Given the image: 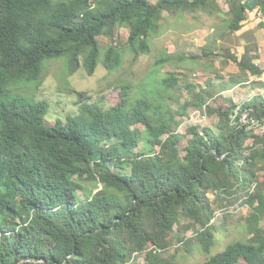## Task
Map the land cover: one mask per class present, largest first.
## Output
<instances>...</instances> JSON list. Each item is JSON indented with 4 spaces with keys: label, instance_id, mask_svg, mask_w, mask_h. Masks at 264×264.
<instances>
[{
    "label": "trees",
    "instance_id": "trees-1",
    "mask_svg": "<svg viewBox=\"0 0 264 264\" xmlns=\"http://www.w3.org/2000/svg\"><path fill=\"white\" fill-rule=\"evenodd\" d=\"M256 10L264 16V0H228L225 30L214 28L202 57H216L218 37L235 35ZM165 13L222 10L216 0H0V264H136L134 255L149 246L146 264H176L160 253L175 225L195 231L174 234L184 246L199 242L209 252L214 245L211 192L244 199L251 213L247 240L203 264H264V98L215 103L251 77L264 84L257 43L241 57L218 56L239 70L219 85H181L173 71L136 99L123 86L108 109L79 92L78 114L54 125L46 122L49 103L35 99L50 61L66 59L71 76L81 68L93 76L100 64L122 67L124 52L113 45L119 28L129 31L134 59L150 54ZM100 37L111 42L104 53ZM199 59L162 56L156 65ZM182 89L190 92L184 104L174 97ZM191 109L216 116V129L192 125L181 134Z\"/></svg>",
    "mask_w": 264,
    "mask_h": 264
},
{
    "label": "rangeland",
    "instance_id": "rangeland-1",
    "mask_svg": "<svg viewBox=\"0 0 264 264\" xmlns=\"http://www.w3.org/2000/svg\"><path fill=\"white\" fill-rule=\"evenodd\" d=\"M91 1L95 2L96 0ZM151 1L156 2L157 0ZM216 2L222 13L215 16H209L205 13L179 15L165 13L162 35L151 40L150 54L142 55L137 59H134V56L126 48L129 37L128 29H117L113 45L120 48L124 52V56L122 67L113 72H109L103 64H100L93 76H89L84 68L79 69L71 76L66 59L61 58L48 62L44 69L43 83L33 91L37 101H46L50 105L46 117L47 124L54 125L58 120L66 123L68 118L77 115L79 92L87 93L92 102L102 101L104 108L108 109L121 101L120 94L123 86H131L132 96L136 99L135 96L138 97L143 90L153 91L155 87H159L161 80L166 77L167 73L173 71L180 75L181 85L189 84L206 88L211 84L219 85L223 80L227 82L229 77L237 74L239 70L233 63L225 65L226 59L218 57L225 54L226 50L241 57L244 54L245 46L255 42L259 45L261 54L264 55V16L256 10L249 15V20L235 35H226L224 40L218 37L217 45H212V51L216 57L210 59L202 57V48L212 42L214 28H219L220 35V29L225 30L221 20L226 17L228 12V0H216ZM99 41L102 53H104L111 42L106 37H100ZM162 56H198L201 59L176 61L159 70L156 62ZM210 62L212 65H209ZM251 80L254 81L250 84L231 87L223 93L226 99L217 98L215 103L226 105L229 102L230 104L241 105L256 98L258 94L264 98V84L254 85L259 79L251 77ZM262 81L264 83L263 76ZM149 91L145 92L151 94ZM174 97L179 99V103L184 104L189 100L190 92L182 89L175 92ZM168 103L172 105L174 110L177 109V102L170 100ZM215 103L214 101L211 102L214 105ZM217 124L216 116H205L191 109L188 116L182 119L179 132L184 134L185 129L192 125L216 129ZM138 128L144 129L145 125H139ZM260 130L261 128L258 129L259 133ZM184 154L182 150L181 156ZM113 169L120 171L115 167ZM224 197L225 195L218 196L215 192L209 194L215 210V218L211 222L215 239L209 252L204 251L199 242H191L188 246H184L186 243L178 242L174 234L181 235L182 238H193L195 231L191 228L182 232L183 229L175 225L174 232L165 238L166 242L172 240L171 246L166 250H161V256L173 258L176 264H203L212 256L224 251L230 243L238 240L246 241L248 235L245 218L249 217L251 213L249 204H245L244 199L240 197L230 199L225 197V200ZM184 225L186 226L185 222ZM261 227L264 229V222L261 223ZM153 249V246H149L142 253L135 254L132 263L146 264L148 262L146 255L149 250Z\"/></svg>",
    "mask_w": 264,
    "mask_h": 264
},
{
    "label": "crops",
    "instance_id": "crops-1",
    "mask_svg": "<svg viewBox=\"0 0 264 264\" xmlns=\"http://www.w3.org/2000/svg\"><path fill=\"white\" fill-rule=\"evenodd\" d=\"M261 53H262V51H261V49H259V54H261ZM256 63L262 65V67L264 69V55L263 54L260 55V59L257 60ZM263 80H264V75H263Z\"/></svg>",
    "mask_w": 264,
    "mask_h": 264
},
{
    "label": "built area",
    "instance_id": "built-area-1",
    "mask_svg": "<svg viewBox=\"0 0 264 264\" xmlns=\"http://www.w3.org/2000/svg\"><path fill=\"white\" fill-rule=\"evenodd\" d=\"M261 133V132H260Z\"/></svg>",
    "mask_w": 264,
    "mask_h": 264
}]
</instances>
